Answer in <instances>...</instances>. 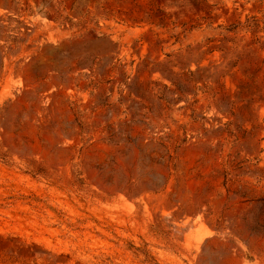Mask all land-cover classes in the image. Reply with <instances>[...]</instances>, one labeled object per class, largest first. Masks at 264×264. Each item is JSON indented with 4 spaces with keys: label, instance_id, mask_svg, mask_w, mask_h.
I'll list each match as a JSON object with an SVG mask.
<instances>
[{
    "label": "rangeland",
    "instance_id": "374dc122",
    "mask_svg": "<svg viewBox=\"0 0 264 264\" xmlns=\"http://www.w3.org/2000/svg\"><path fill=\"white\" fill-rule=\"evenodd\" d=\"M0 264H264V0H0Z\"/></svg>",
    "mask_w": 264,
    "mask_h": 264
}]
</instances>
